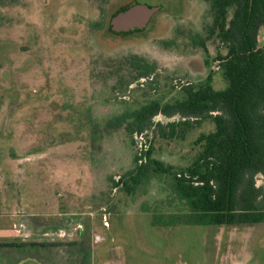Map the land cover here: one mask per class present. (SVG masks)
I'll return each instance as SVG.
<instances>
[{
    "label": "rangeland",
    "instance_id": "1",
    "mask_svg": "<svg viewBox=\"0 0 264 264\" xmlns=\"http://www.w3.org/2000/svg\"><path fill=\"white\" fill-rule=\"evenodd\" d=\"M210 23L205 0L0 4V177L9 175L11 198L27 197L23 206L10 202L21 233L57 264H264V223L180 221L188 210L173 173L194 162L202 150L195 141L214 130L211 121L186 128L179 116L158 114L142 141H135L139 133L107 126L150 102L181 100L183 88L202 84L209 72L213 89L224 90L216 56L225 49L214 38L206 50L199 46ZM132 56L155 64L156 72L138 78ZM66 143L74 154L61 161L69 162L73 182L66 191L53 189L57 202L48 204L50 189L40 194L34 171L47 185L42 171ZM144 143L151 162L139 172L146 159L134 158ZM17 174L28 176L18 182ZM255 185L263 186L264 177L257 175Z\"/></svg>",
    "mask_w": 264,
    "mask_h": 264
},
{
    "label": "trees",
    "instance_id": "2",
    "mask_svg": "<svg viewBox=\"0 0 264 264\" xmlns=\"http://www.w3.org/2000/svg\"><path fill=\"white\" fill-rule=\"evenodd\" d=\"M205 2L211 23L207 39L200 38L199 46L206 50V41L214 38L225 49L216 61L227 87L214 90L213 72H209L202 84L185 86L181 100L165 105L150 102L107 126L110 130L124 127L132 135L150 127L158 114L179 116L186 128L211 121L214 130L195 141L202 150L194 162L173 173L175 190L188 210L180 221L191 226L257 225L264 223V185H255L257 175L264 177V47L257 43L264 27V0ZM132 63L140 79L149 78L157 69L137 56H132ZM151 153L148 148L139 172L151 162ZM138 161L136 153L134 162Z\"/></svg>",
    "mask_w": 264,
    "mask_h": 264
},
{
    "label": "crops",
    "instance_id": "3",
    "mask_svg": "<svg viewBox=\"0 0 264 264\" xmlns=\"http://www.w3.org/2000/svg\"><path fill=\"white\" fill-rule=\"evenodd\" d=\"M257 43L259 47H264V27L260 28L257 36ZM76 147V146H75ZM74 146L65 144L58 145L53 149V153L50 154V163L51 166L48 171L43 172L49 177L48 184L41 186V184H46L45 181L40 180L39 176L41 175V170L38 172L35 170L34 175L35 180L38 179L40 183L38 190L42 194L41 189L48 187L50 193L48 200H45L46 203L50 204V199L55 203L57 202V195L53 192V189L61 190V187L65 186V191L69 189L72 184V175H68L66 169L67 164L61 161L63 156L64 158L68 155H73ZM77 150V148H76ZM58 156V157H56ZM44 170V169H43ZM18 173V172H17ZM0 177V264H57V260L51 258V251L46 249H41L36 247V242L33 239L27 238V236L22 232V224L19 218L15 219L12 211L10 213V202H13L15 199L16 204L24 205V200L27 198L24 194L21 196L20 192H17L16 198H11L9 196L10 190L15 189L14 186L8 185V176L1 175ZM28 175H19L17 174L18 182L20 179H24ZM5 177V178H4ZM22 177V178H21ZM6 179V180H4ZM24 181V180H23ZM58 181H62L63 184L59 187L60 184ZM11 182V181H10ZM35 182V181H34ZM17 187V186H16ZM18 189V188H17ZM19 191V189H18ZM20 193V194H19ZM24 193V192H23ZM51 211V210H49ZM53 217V216H49ZM53 223H57L56 221ZM32 237V235H30ZM9 245H12L11 247ZM54 256L56 252H52Z\"/></svg>",
    "mask_w": 264,
    "mask_h": 264
},
{
    "label": "built area",
    "instance_id": "4",
    "mask_svg": "<svg viewBox=\"0 0 264 264\" xmlns=\"http://www.w3.org/2000/svg\"><path fill=\"white\" fill-rule=\"evenodd\" d=\"M142 135L143 134H137V138H135V141H142ZM149 146L147 145V143L141 144V146L139 147V150L137 152L138 156H139V162L144 161L146 159L145 157V153L147 152Z\"/></svg>",
    "mask_w": 264,
    "mask_h": 264
}]
</instances>
